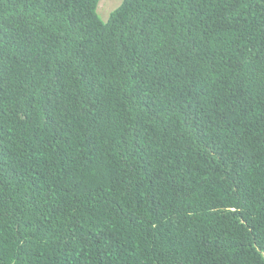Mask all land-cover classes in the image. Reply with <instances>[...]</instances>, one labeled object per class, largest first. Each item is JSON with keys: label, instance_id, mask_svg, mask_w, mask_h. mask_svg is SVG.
Masks as SVG:
<instances>
[{"label": "trees", "instance_id": "1", "mask_svg": "<svg viewBox=\"0 0 264 264\" xmlns=\"http://www.w3.org/2000/svg\"><path fill=\"white\" fill-rule=\"evenodd\" d=\"M100 2L0 0V264H264V0Z\"/></svg>", "mask_w": 264, "mask_h": 264}, {"label": "rangeland", "instance_id": "2", "mask_svg": "<svg viewBox=\"0 0 264 264\" xmlns=\"http://www.w3.org/2000/svg\"><path fill=\"white\" fill-rule=\"evenodd\" d=\"M121 2L122 0H112L111 3L108 0H101L98 8L100 15L106 19L109 12L114 10Z\"/></svg>", "mask_w": 264, "mask_h": 264}, {"label": "clouds", "instance_id": "3", "mask_svg": "<svg viewBox=\"0 0 264 264\" xmlns=\"http://www.w3.org/2000/svg\"><path fill=\"white\" fill-rule=\"evenodd\" d=\"M123 1V0H122ZM121 4V3H120Z\"/></svg>", "mask_w": 264, "mask_h": 264}]
</instances>
